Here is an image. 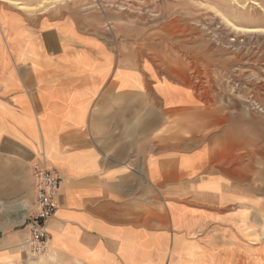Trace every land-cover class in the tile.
<instances>
[{"label": "crops", "instance_id": "1", "mask_svg": "<svg viewBox=\"0 0 264 264\" xmlns=\"http://www.w3.org/2000/svg\"><path fill=\"white\" fill-rule=\"evenodd\" d=\"M19 20L18 40L0 26V264L249 262L264 201L252 202L244 163L182 134L192 84L126 65L66 21ZM34 161L62 178L41 254L26 243Z\"/></svg>", "mask_w": 264, "mask_h": 264}, {"label": "rangeland", "instance_id": "2", "mask_svg": "<svg viewBox=\"0 0 264 264\" xmlns=\"http://www.w3.org/2000/svg\"><path fill=\"white\" fill-rule=\"evenodd\" d=\"M18 18L27 29L66 21V33L99 40L126 65L192 84L198 107L182 134L209 141L216 161L244 163L252 202L264 201V0H0L9 41L23 38ZM262 237H252L250 261L236 264H264Z\"/></svg>", "mask_w": 264, "mask_h": 264}, {"label": "built area", "instance_id": "3", "mask_svg": "<svg viewBox=\"0 0 264 264\" xmlns=\"http://www.w3.org/2000/svg\"><path fill=\"white\" fill-rule=\"evenodd\" d=\"M35 198L28 224L30 238L26 241L32 254H41L49 238L47 221L58 207L62 178L59 171L42 161H34L30 166Z\"/></svg>", "mask_w": 264, "mask_h": 264}, {"label": "bare ground", "instance_id": "4", "mask_svg": "<svg viewBox=\"0 0 264 264\" xmlns=\"http://www.w3.org/2000/svg\"><path fill=\"white\" fill-rule=\"evenodd\" d=\"M235 28H237V27H235ZM237 29H238V28H237ZM239 29L245 30L246 32H247V31H250V30H251V31L253 30V29H251V28H240V27H239ZM242 30H241V31H242Z\"/></svg>", "mask_w": 264, "mask_h": 264}]
</instances>
